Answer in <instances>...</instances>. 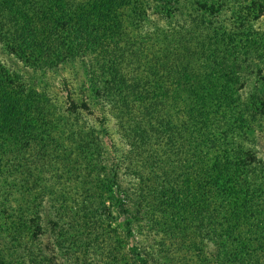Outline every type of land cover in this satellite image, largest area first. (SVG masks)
Returning a JSON list of instances; mask_svg holds the SVG:
<instances>
[{"label": "rangeland", "instance_id": "1", "mask_svg": "<svg viewBox=\"0 0 264 264\" xmlns=\"http://www.w3.org/2000/svg\"><path fill=\"white\" fill-rule=\"evenodd\" d=\"M4 1L5 16L16 17L25 33L46 15L54 17L49 31L36 34L50 38L57 29L55 0ZM24 1L35 8L45 1L44 13L23 8ZM61 1L71 13L82 11L89 33H99L90 45L80 41L81 56L67 57V46L51 66L28 63L23 44L6 42L4 33L13 29L0 30V98L15 101L0 129V264H110L111 256L116 264H135V247L148 264H264V0ZM106 52L123 55L118 74L127 82L170 81L149 91L170 94L158 107L172 130L157 122V136L133 143L131 124L120 126L119 112L93 96L96 87L104 89L93 56ZM90 54L93 59L84 58ZM32 105L36 115L19 112ZM42 124L43 136L32 137ZM74 141L90 144L96 175L117 168L119 183L131 190H138L133 176L144 177L149 202L130 236L116 205L108 203L101 218L77 213L82 190L74 177L83 168L69 174L63 168L67 157L79 159ZM100 147L101 156H92ZM214 157L219 165H235L231 180L237 188L246 181L251 195L239 194L234 217L213 203L220 215L210 223L204 198L208 178L216 176L208 169ZM167 189L172 201L165 204ZM130 208L134 216L135 205Z\"/></svg>", "mask_w": 264, "mask_h": 264}, {"label": "trees", "instance_id": "2", "mask_svg": "<svg viewBox=\"0 0 264 264\" xmlns=\"http://www.w3.org/2000/svg\"><path fill=\"white\" fill-rule=\"evenodd\" d=\"M6 1H8V4L10 3V0H5L4 2ZM60 1H54L59 12L58 16L61 17H57L55 19L57 29H52L50 38H45L42 35L39 36L38 34H36V32L38 33V31H42L43 33L49 31L51 20H53L54 17L46 15L43 22L40 23L41 25H36L35 27L30 26L33 30L26 31L25 33L23 24L19 23L16 17L12 16L8 19L3 11V2L0 4V7L2 8V10L0 11V30L8 31L13 29V31L11 30L9 36L7 35V33H4V35H6L7 37L6 42H11V48H13L14 46L19 48L23 44L24 47L23 49H21L20 54H22L23 59L27 60L26 62L31 63L32 60V63L36 65H40L41 62H44L45 66H51L53 62L62 60L64 54L61 52V50H64V48H67V46L70 47V50L65 54H68L67 57H71L74 59L77 56H81L80 51L82 50L83 45H81L80 41H83L87 45H90L96 38L98 39L99 33H97L98 35L96 36L93 33H89L88 27L83 24L85 20L83 19L82 11L77 8L78 11L76 10L75 12L71 13L70 6H68L67 4H60ZM24 2V4L22 2V7L25 9L31 5L26 1ZM44 3L45 1L41 2V4L37 8L31 5L34 9L33 11H37L38 14H43L44 12L42 11V9ZM44 22L45 24L43 25ZM72 23L74 25H72ZM72 34L73 38L71 37ZM69 38L73 39L74 42L73 40L69 41ZM104 40H102L103 42L101 44H105ZM5 46L10 49L8 45ZM102 50L104 51V49L100 47V51ZM91 55L92 54H90V56L87 55L84 58L90 57L91 59L94 58L95 60H97V62L94 61V66H92L95 67L98 71L100 79L104 80L100 81V83H103L104 89L96 87L94 91L92 90L93 96H95L97 99L104 98V100H107L106 102L110 105L115 113L116 110L119 112L118 119L120 121V126H123V124L125 123H127L128 126L129 124H131L132 128L130 126L129 128L133 129L131 132V134L133 135L131 137V140L134 141L133 143H135L134 137L143 138V135H146V138H149L148 141H151L155 136H157L156 134H154V132H156L154 124L157 122H159V124L162 126H167V130H172L170 117L165 114L164 109L158 107L162 106V104L163 108L166 106V103L170 98V94L164 91L160 93V95L156 94V96L155 94L150 95L149 91V89H156L158 91L159 89H163V87L166 89V83L170 81H165V84H161L157 80L150 81V79L148 80L147 78H145L147 82H141V80L136 79L131 80V82H127L125 78L120 77L118 74L119 68L121 67V61L124 60H122L123 55L121 58L120 55L110 57L107 52L103 56H93V58ZM158 65L159 64H155L154 67H159ZM138 66H140V64ZM137 69L140 68L137 67ZM152 69L156 70V68ZM148 73H150L151 76L155 77L154 73H151L150 71ZM98 83L99 82H96L94 86H97L96 84ZM140 89L141 92L139 93L138 90ZM114 91L119 92L115 93ZM124 91H127V93L124 97H122L120 92L123 94ZM14 105L15 101L10 97H6L5 99L0 98V129L8 121L7 118L10 115L8 114V112H14ZM70 107L71 109L69 108L68 110L73 112V110H75L76 108L75 103L71 102ZM22 110H27L29 114L35 113V115L39 113L38 111H40L38 106L34 105L30 107H23L19 112H23ZM14 122L15 123L13 124L16 125V121ZM17 126H20V122L17 123ZM43 126L44 125L42 124V126L40 127L41 129L37 132V135L35 132H32L31 136L42 137L43 132H41V130H43V128L45 127ZM34 140L37 141V139L35 138ZM72 145L74 147L73 149L76 150L79 159L73 161L72 158L70 159L69 157H67V159L64 160L63 168L68 170L67 174H69V170L71 169H73L75 173L78 172L77 168L80 165H82L83 168L82 173L84 175L80 176V173H78V175L74 177V181L77 182L79 186H81L79 189L82 190L78 195H81V199L79 200L80 203L78 204V209H76L77 213L81 214V218H84L86 220H88V218H92V216L93 218H101L105 217L104 215L108 214L110 211L107 207L108 203L116 205L119 209L122 210L124 217L126 218V234L130 236L132 234L130 228L132 222H137V220H139L138 215L140 214L143 205L149 202L147 188L143 183L145 181L144 177H142L141 175L133 176L134 179H136L138 182V190L124 188L118 181L117 168L113 169L111 168V166L108 172H106L105 169H99L102 173L96 175L94 171L96 168L95 164L93 163L94 161H91V158H88V156H90L91 150L90 144H87L85 142L75 143L74 141V144ZM103 151L104 147H100L99 149L97 148V153H94V155L92 156L100 157V152ZM70 156L72 157V153ZM220 161L221 160L219 159V157H214L212 163H210L208 167V169H210L211 171L216 172V176L213 178L209 177V181H207L206 183L207 187L210 188L208 191H205L204 198L205 203L208 202V204L206 205L207 208L204 211L211 212L209 213L208 221L209 219L214 220V217L212 216L214 213L218 212V214L220 215L219 211L212 206L213 203L216 204L218 202V208L227 206L230 212L233 214L232 217H234L237 216L239 211L237 202L239 194L243 193L251 195V193H248L246 191V187H244V185L247 183L246 181L242 180L239 183V188H237L238 184H236L234 180H231L233 174H230V170L233 169V171H235L233 168L235 165H233V167L231 168L226 167L223 165H219ZM243 166L244 168H246L248 165L244 163ZM67 179L70 182L71 178L66 177V180ZM146 181L147 183H149L151 180L147 179ZM110 186H112V189H110ZM212 187L214 189L211 193L210 190L212 189ZM241 188H243L244 190ZM130 190L132 191V195L134 197L133 199L130 198ZM171 191L172 189H167V191L164 193V195L166 196V200L164 201L165 204L172 201V198L170 196ZM60 198L61 201L65 203L67 201L66 193H61ZM210 199H212L211 202L209 201ZM134 205L136 207V213L133 216L130 212V207ZM189 205H191V203H189ZM209 222L212 223L211 221ZM110 228L111 227L109 226V229ZM141 254H143L141 248H133L131 255L132 261L135 262V264H148L146 261L141 259ZM134 257H136L138 261H135ZM110 264H116L114 256H111Z\"/></svg>", "mask_w": 264, "mask_h": 264}]
</instances>
